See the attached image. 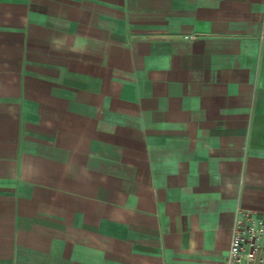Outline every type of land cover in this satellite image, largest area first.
<instances>
[{"label":"crops","instance_id":"0c3cea01","mask_svg":"<svg viewBox=\"0 0 264 264\" xmlns=\"http://www.w3.org/2000/svg\"><path fill=\"white\" fill-rule=\"evenodd\" d=\"M237 208L264 0H0V264H222Z\"/></svg>","mask_w":264,"mask_h":264},{"label":"built area","instance_id":"2783aa9c","mask_svg":"<svg viewBox=\"0 0 264 264\" xmlns=\"http://www.w3.org/2000/svg\"><path fill=\"white\" fill-rule=\"evenodd\" d=\"M263 240L264 219L237 208L229 249L222 264H264Z\"/></svg>","mask_w":264,"mask_h":264}]
</instances>
